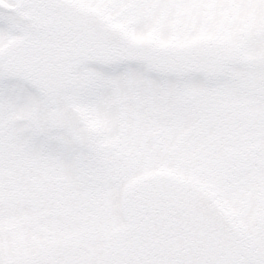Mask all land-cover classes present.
Segmentation results:
<instances>
[{"label":"snow or ice","instance_id":"snow-or-ice-1","mask_svg":"<svg viewBox=\"0 0 264 264\" xmlns=\"http://www.w3.org/2000/svg\"><path fill=\"white\" fill-rule=\"evenodd\" d=\"M0 264H264V0H0Z\"/></svg>","mask_w":264,"mask_h":264}]
</instances>
